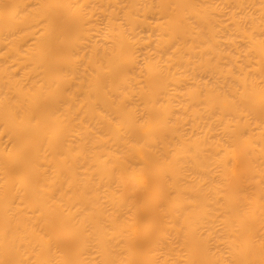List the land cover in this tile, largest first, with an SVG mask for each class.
I'll use <instances>...</instances> for the list:
<instances>
[{
  "label": "bare ground",
  "instance_id": "1",
  "mask_svg": "<svg viewBox=\"0 0 264 264\" xmlns=\"http://www.w3.org/2000/svg\"><path fill=\"white\" fill-rule=\"evenodd\" d=\"M0 264H264V0H0Z\"/></svg>",
  "mask_w": 264,
  "mask_h": 264
}]
</instances>
